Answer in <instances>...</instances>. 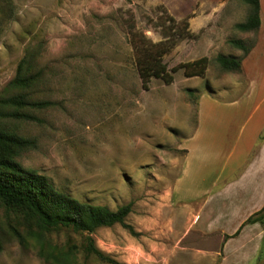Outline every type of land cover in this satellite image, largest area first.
<instances>
[{
	"label": "rangeland",
	"instance_id": "obj_1",
	"mask_svg": "<svg viewBox=\"0 0 264 264\" xmlns=\"http://www.w3.org/2000/svg\"><path fill=\"white\" fill-rule=\"evenodd\" d=\"M260 6L261 26L241 32L234 25L248 13L242 0H0V96L31 47L44 76L37 96L53 102L35 112L39 121L0 124L34 140L35 147L17 161L60 191L110 209L131 204L126 221L137 236L120 224L91 234L119 262L264 264L263 224L244 225L231 239L192 225L208 197L196 193L242 159L250 160L264 139V0ZM169 16L187 17L192 36L178 40L163 62L171 68L206 56L205 73L186 77L180 69L171 83L151 79L143 89L132 36L144 34L152 42L173 37L178 28ZM233 38L252 45L247 55L228 42ZM219 53L241 57L240 70H223L214 59ZM199 98L203 126L195 140ZM229 101L236 104L224 106ZM210 146L218 162L232 148L230 162L223 171L221 164L208 168L207 178L198 180L196 154ZM184 147L189 157L180 175ZM173 185L176 197L193 201L177 202ZM256 186L252 201L263 183ZM211 189L213 195L221 190L220 181ZM232 191L227 196L235 207L222 226L227 231H236L251 207L236 201ZM29 236L25 221L0 206V264H55L39 255ZM81 241L82 235L53 232L44 251L75 244L74 264H104L86 257Z\"/></svg>",
	"mask_w": 264,
	"mask_h": 264
},
{
	"label": "trees",
	"instance_id": "obj_2",
	"mask_svg": "<svg viewBox=\"0 0 264 264\" xmlns=\"http://www.w3.org/2000/svg\"><path fill=\"white\" fill-rule=\"evenodd\" d=\"M248 5L246 18L234 25L241 32L255 31L260 26L259 0H242ZM173 26L178 30L173 37L152 42L144 34H134L131 44L135 54V66L141 87L148 89L151 79H159L165 84L173 80L176 71L182 70L186 77L203 76L208 58H199L178 63L167 68L163 56L168 53L180 39L192 36L188 30L187 17L178 21L169 16ZM172 27V26H171ZM233 47L247 55L252 45L241 39H229ZM216 63L225 71H239L242 58L217 54ZM43 68L37 62L35 48H27L18 61L13 78L7 83L5 93L0 96V121H39L36 111L46 109L52 101L39 98L37 87L43 78ZM192 94L193 91L189 90ZM35 147L32 138L17 134L0 124V206L6 211L20 216L26 223L31 237L38 245V253L55 264H74L77 246L72 244L63 249L54 248L44 251L49 246V236L53 232L68 231L74 235H82L81 250L86 257L91 256L104 264H125L101 251L94 243L91 234L100 227L120 224L132 236L139 233L126 221L131 212V204H123L116 209L106 205L91 204L80 201L57 189L54 184L38 171L25 168L17 158L25 150ZM264 225V205L250 214L232 235L240 232L247 224ZM13 235L23 241V236L13 229ZM0 242V250H1ZM56 247V246H55Z\"/></svg>",
	"mask_w": 264,
	"mask_h": 264
},
{
	"label": "crops",
	"instance_id": "obj_3",
	"mask_svg": "<svg viewBox=\"0 0 264 264\" xmlns=\"http://www.w3.org/2000/svg\"><path fill=\"white\" fill-rule=\"evenodd\" d=\"M260 2V0H259ZM261 10V6H260ZM261 12V11H260ZM260 26H261V13H260ZM202 97V95H201ZM197 112H198V127L195 132V140L197 139V136L199 135V132L201 131V128L203 126L202 123V110H203V104L202 101L197 100ZM236 104L235 101H229L227 103H224V106L232 107ZM186 154L183 157V163H182V169L181 173L185 170L186 165L185 161L189 157V151L186 147ZM214 149L212 146L209 147H202L198 150L196 154L197 160V172H196V178L198 180H204L207 178V170L208 168L213 167L214 169L217 166V169L220 166V170L223 171L226 169V166L230 162V158L232 156L233 149L231 148L228 152L225 153L224 158L218 162L217 158H213L214 155ZM264 139L259 143V145L256 148V153L253 155V157L250 160H244L242 159L240 163H238L235 167H232L227 175L223 178L222 176H218L217 178H214L210 184L209 187H205L202 191H199V194L197 195H208L203 202L199 206V210H196V212L193 215V226H196L199 231L201 232H212L216 231L219 232V237L223 238L226 235H232L235 232V229H231L227 231L224 229L223 221L228 220L231 216V211L233 212L234 204L232 198H230L228 193L234 192L236 190V197L239 202H250L251 207L246 212V214L243 216V221L252 213L259 210L264 205ZM185 160V161H184ZM216 169V170H217ZM239 172L237 176H234L236 172ZM255 173V176H252L253 178L247 180V177L249 174ZM179 175V176H180ZM222 175V174H221ZM257 175V176H256ZM178 180V178H177ZM176 180V181H177ZM217 181H220L222 185V189L219 190L215 195L211 193V188L216 184ZM261 181L263 183V187L258 192V196L254 198L252 201V196L254 192L256 191V185ZM171 195L174 197V199L177 202H191L192 199H186L183 197H176L175 191H174V185L171 190ZM203 196V195H202ZM198 197V196H197ZM189 200V201H187ZM244 230H242L240 233H243ZM231 239V238H230ZM229 239V240H230Z\"/></svg>",
	"mask_w": 264,
	"mask_h": 264
}]
</instances>
